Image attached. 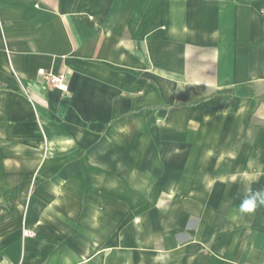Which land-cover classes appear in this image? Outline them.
I'll return each mask as SVG.
<instances>
[{
	"label": "crops",
	"instance_id": "obj_1",
	"mask_svg": "<svg viewBox=\"0 0 264 264\" xmlns=\"http://www.w3.org/2000/svg\"><path fill=\"white\" fill-rule=\"evenodd\" d=\"M256 192L264 0H0V264H264Z\"/></svg>",
	"mask_w": 264,
	"mask_h": 264
},
{
	"label": "built area",
	"instance_id": "obj_2",
	"mask_svg": "<svg viewBox=\"0 0 264 264\" xmlns=\"http://www.w3.org/2000/svg\"><path fill=\"white\" fill-rule=\"evenodd\" d=\"M39 73L43 76L45 82L48 85L58 88L59 90H61L62 93L68 92L69 80H70V76H71V73L69 70H67V69L63 70L57 74L52 73V72H47L45 70H40ZM29 234H30L29 231H27V230L24 231L25 236H27Z\"/></svg>",
	"mask_w": 264,
	"mask_h": 264
},
{
	"label": "clouds",
	"instance_id": "obj_3",
	"mask_svg": "<svg viewBox=\"0 0 264 264\" xmlns=\"http://www.w3.org/2000/svg\"><path fill=\"white\" fill-rule=\"evenodd\" d=\"M257 202L264 205V193L256 192L245 199L240 205L241 212H252L257 207Z\"/></svg>",
	"mask_w": 264,
	"mask_h": 264
}]
</instances>
